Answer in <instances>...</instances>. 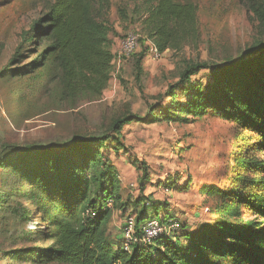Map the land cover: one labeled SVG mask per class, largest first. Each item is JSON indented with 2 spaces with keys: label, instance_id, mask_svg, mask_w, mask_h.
<instances>
[{
  "label": "trees",
  "instance_id": "1",
  "mask_svg": "<svg viewBox=\"0 0 264 264\" xmlns=\"http://www.w3.org/2000/svg\"><path fill=\"white\" fill-rule=\"evenodd\" d=\"M237 1L261 28L245 54L221 63L185 60L177 80L147 105L143 116L127 110L105 129L73 133L53 146L26 143L0 157V262L38 256V264H264V156L256 155L264 153V0ZM144 2L148 38L161 53L179 47L195 33L192 2ZM109 8L110 0H50L25 33L29 45L16 47L0 69V78L12 79L47 67L66 108L73 110L99 99L113 67ZM118 13L121 19L127 17L123 9ZM146 50L147 46L132 55H136V78ZM202 70L209 72L205 85L192 79ZM209 117H219L254 136L253 142L235 153L237 174L231 189L215 184L200 188L206 199L216 202L211 208L218 218L201 223L195 231L180 223L175 239L161 235L152 246L134 244L130 251L124 250L122 225L118 235L111 237L108 232L112 207L124 211L131 206L134 213L125 218L134 215L138 232L148 218L177 217L166 207V212L161 211L166 201L143 194L150 180L144 161L137 178L142 193L122 200L115 163L101 150L117 153L122 149L119 134L132 122L175 124L186 137ZM164 183L166 189L176 190L191 185L189 181L180 186L170 178ZM107 198L114 200L111 208L104 205ZM25 200L36 206L38 221L47 229L50 242L46 247L16 244L36 241L34 232L25 228L31 220ZM243 209L252 216L244 218ZM87 210L96 215L91 217Z\"/></svg>",
  "mask_w": 264,
  "mask_h": 264
},
{
  "label": "rangeland",
  "instance_id": "2",
  "mask_svg": "<svg viewBox=\"0 0 264 264\" xmlns=\"http://www.w3.org/2000/svg\"><path fill=\"white\" fill-rule=\"evenodd\" d=\"M49 1L0 0V69L18 45H29L25 33ZM144 1L110 0L108 22L113 29L110 36L114 47L130 32L139 34L144 41L140 49L151 42L144 22ZM177 1H190L196 7L193 36L179 47L165 50L157 59L146 50L139 78L135 76L136 55L119 68L113 66L107 86L97 100L83 102L73 110L66 108L58 98L56 82L49 79L51 73L47 67L12 79L0 78V157L19 150L26 143L53 146L69 139L73 133L82 134L98 127L105 129L127 110L143 116L147 105L156 102L167 86L177 80L185 60L209 63L233 60L245 54L258 39L259 24L253 22L237 0ZM118 9H123L127 17L121 19ZM208 73V70H202L192 79L205 85L210 81ZM184 99L180 98L181 101ZM168 100L166 98L165 103ZM253 137L219 117L207 118L203 125L189 130L186 137H183V128L175 124L132 122L119 134L122 149L117 153L110 149L101 151L119 165L118 174L124 175L118 189L122 200H133L142 193L137 178L141 175L139 164L144 161L150 180L145 183L143 194L161 203L166 201L167 205L159 210L163 212L166 207L171 216L186 224L188 230L195 231L201 223L218 218L211 208L216 202L206 199L200 191L201 186L215 184L222 189H231L237 174L235 153L253 142ZM2 144L6 146L2 147ZM256 155L264 156V153L257 152ZM169 178L176 179L180 186L189 181L191 185L187 190L169 188L166 191L164 182ZM24 203L31 211L32 223L29 225L28 221L25 228L34 232L36 241L16 244L48 246L47 229L38 221L36 206L30 200ZM111 209L108 232L114 237L125 216L134 210L131 206L124 211L116 206ZM243 216L250 218L252 214L243 209ZM37 258L8 259L0 264H38Z\"/></svg>",
  "mask_w": 264,
  "mask_h": 264
},
{
  "label": "built area",
  "instance_id": "3",
  "mask_svg": "<svg viewBox=\"0 0 264 264\" xmlns=\"http://www.w3.org/2000/svg\"><path fill=\"white\" fill-rule=\"evenodd\" d=\"M142 46V38L137 33H127L123 38L117 42L113 49L112 65L119 68L120 65L125 63L130 56L136 53ZM147 52L152 55L153 58H160L162 53L157 47L150 42L147 45ZM167 191V189H165ZM114 204L112 198H107L104 202L106 207L111 208ZM88 215L94 217L96 214L94 211L87 210ZM165 219H167L165 221ZM32 225L31 220L29 225ZM180 221L177 218L169 217L164 218V215L159 218H148L139 227V232L136 229L134 215H128L121 227L122 236V248L126 251H130L134 244H142L146 246H152L155 240L165 235L171 239H175V233L179 227Z\"/></svg>",
  "mask_w": 264,
  "mask_h": 264
},
{
  "label": "crops",
  "instance_id": "4",
  "mask_svg": "<svg viewBox=\"0 0 264 264\" xmlns=\"http://www.w3.org/2000/svg\"><path fill=\"white\" fill-rule=\"evenodd\" d=\"M115 163V162H114ZM115 166H116V168H117V171H119V165L117 164V163H115ZM132 168H134V167H132ZM124 176V175H123ZM123 176H122V174H118V177H119V180H120V182L122 183V178H123ZM121 183H120V185H121ZM120 190H121V188H120ZM119 234V232L116 234V235H118Z\"/></svg>",
  "mask_w": 264,
  "mask_h": 264
}]
</instances>
